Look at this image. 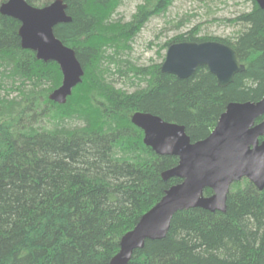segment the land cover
<instances>
[{
  "label": "trees",
  "instance_id": "obj_1",
  "mask_svg": "<svg viewBox=\"0 0 264 264\" xmlns=\"http://www.w3.org/2000/svg\"><path fill=\"white\" fill-rule=\"evenodd\" d=\"M25 1L43 7L53 0ZM63 1L71 21L56 25L54 35L84 69L64 105L48 100L61 83L58 66L22 49L19 23L0 15V264H108L122 236L180 183L162 179L178 159L146 147L130 116L180 125L194 143L229 103H255L264 94V11L253 0L228 20L241 27L236 36L200 37L193 28L162 47L218 41L234 49L244 71L223 88L206 67L178 79L160 64L129 61L131 37L172 0H144L124 25L114 19L123 0ZM225 206L224 213H175L166 236L146 240L127 264H264V189L243 179Z\"/></svg>",
  "mask_w": 264,
  "mask_h": 264
},
{
  "label": "water",
  "instance_id": "obj_2",
  "mask_svg": "<svg viewBox=\"0 0 264 264\" xmlns=\"http://www.w3.org/2000/svg\"><path fill=\"white\" fill-rule=\"evenodd\" d=\"M264 11V0H253ZM0 15L19 23L18 37L22 49L34 52L43 63L58 65L62 81L48 99L59 105L66 103L84 76V69L73 49L54 35L58 24L69 23L63 0L36 8L25 0H3ZM206 67L221 88L233 82L244 71L238 55L228 45L217 41L180 42L170 44L160 66L162 73L178 79L191 77L197 68ZM262 118L259 123L256 121ZM132 125L143 133V144L158 156L178 158V164L162 174L167 181L181 182L171 186L152 208L144 213L134 228L125 233L118 253L108 264H127L146 240H161L177 212L200 208L209 212H225L230 186L242 179L258 191L264 189V94L253 102L229 103L212 132L203 140L192 143L184 127L168 123L149 113L136 112ZM212 195L204 197L203 191Z\"/></svg>",
  "mask_w": 264,
  "mask_h": 264
},
{
  "label": "rangeland",
  "instance_id": "obj_3",
  "mask_svg": "<svg viewBox=\"0 0 264 264\" xmlns=\"http://www.w3.org/2000/svg\"><path fill=\"white\" fill-rule=\"evenodd\" d=\"M250 6L243 0H172L164 12L151 18L131 37L129 61L141 67L161 64L165 54L163 45L193 28L200 37H234L241 27L228 20L248 11ZM143 7L144 0H123L114 10V19L128 24ZM115 79L117 88L125 87L121 80ZM127 90L132 91L130 87Z\"/></svg>",
  "mask_w": 264,
  "mask_h": 264
},
{
  "label": "bare ground",
  "instance_id": "obj_4",
  "mask_svg": "<svg viewBox=\"0 0 264 264\" xmlns=\"http://www.w3.org/2000/svg\"><path fill=\"white\" fill-rule=\"evenodd\" d=\"M20 46H21V45H20ZM52 63H54V62H52ZM55 64H56V63H55ZM61 81H62V78H61ZM60 84H61V83H60ZM59 86H60V85H59ZM57 88H58V87H57ZM54 90H55V89H54ZM54 90H53V91H54ZM48 96H49V95H48ZM70 96H71V95H70ZM70 96H69V97H70ZM69 97H68V98H69ZM48 100H49V99H48ZM66 100H67V99H66ZM49 101H50V100H49ZM51 102H52V101H51ZM53 103H54V102H53ZM55 104H57V103H55ZM58 105H59V104H58ZM63 105H64V104H63Z\"/></svg>",
  "mask_w": 264,
  "mask_h": 264
}]
</instances>
